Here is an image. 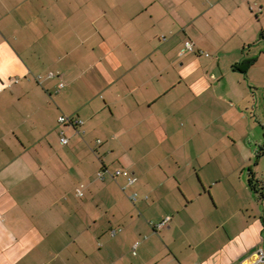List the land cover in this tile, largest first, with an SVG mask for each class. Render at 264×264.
Segmentation results:
<instances>
[{"label": "crops", "instance_id": "crops-1", "mask_svg": "<svg viewBox=\"0 0 264 264\" xmlns=\"http://www.w3.org/2000/svg\"><path fill=\"white\" fill-rule=\"evenodd\" d=\"M256 3L0 0V264H264Z\"/></svg>", "mask_w": 264, "mask_h": 264}, {"label": "rangeland", "instance_id": "rangeland-1", "mask_svg": "<svg viewBox=\"0 0 264 264\" xmlns=\"http://www.w3.org/2000/svg\"><path fill=\"white\" fill-rule=\"evenodd\" d=\"M256 1L257 3L253 4L252 8L255 11L254 13L257 14V44L251 45L254 48L249 51V54L250 57L255 56L257 62L251 66L246 75L241 72H235L234 74L231 73L234 77L232 76L230 80L233 78L236 79V84L239 86L235 90L237 92L235 95L237 98L243 99L242 103H257L256 151L253 155L252 161L243 171V178L248 179L251 168L256 174V180L259 184H257L259 186L258 193L260 195L261 192L264 191V0ZM247 49L248 46H246V50ZM222 88V86H219L215 90L216 99L213 103H216L217 105H214L213 111L208 108L204 109L202 110V115L213 114L216 116L220 114L221 109L216 108H221L220 103H223L222 101L225 99V93ZM201 103H212V101L207 98L201 101ZM233 147V137L226 135L225 139L220 140L216 149L222 150V158H225V156L234 157L235 154L231 155L230 152V149L232 150ZM225 163H227V161ZM239 175H241V172Z\"/></svg>", "mask_w": 264, "mask_h": 264}, {"label": "built area", "instance_id": "built-area-1", "mask_svg": "<svg viewBox=\"0 0 264 264\" xmlns=\"http://www.w3.org/2000/svg\"><path fill=\"white\" fill-rule=\"evenodd\" d=\"M184 51L195 52L196 50H195V45H194V43H193L192 41H186V42H185ZM18 81H19V78H15L13 82H18ZM59 121H60L61 123L71 122V123L74 124V125L82 124V123H83V120H81V119H72V118L67 117V116H65V115L60 116V117H59ZM60 140H61V142H62L63 144H67L68 141H69L68 138L65 137V136H62ZM99 142H100V141H99ZM112 175H113L114 177H115V176H118V175H124V176H126V177L128 178V181H129L130 183H132V182L134 181V177L131 175L130 171L125 170V169H118V170H116L114 173H112ZM77 194L80 195V196L83 194V191H82V188H81V187L77 188ZM131 198H132L133 200H135V199H136V194H133V195L131 196ZM169 220H170V217H167L165 220L159 222V223L156 225V227H157V228H162V227L166 226L167 223L169 222ZM112 234H115V231H113ZM138 243H139V242H136V243L133 245V253H134V254L137 253V252H136V248H137ZM261 256H263V252H261Z\"/></svg>", "mask_w": 264, "mask_h": 264}, {"label": "trees", "instance_id": "trees-1", "mask_svg": "<svg viewBox=\"0 0 264 264\" xmlns=\"http://www.w3.org/2000/svg\"><path fill=\"white\" fill-rule=\"evenodd\" d=\"M257 62V58L255 56L252 57H245L241 61L235 62L232 65L234 71L241 72L243 74H247V71ZM249 182L251 187L254 189L255 192H259V184L254 176V172L251 173V177L249 178ZM258 184V185H257ZM264 191L261 192L263 196Z\"/></svg>", "mask_w": 264, "mask_h": 264}]
</instances>
